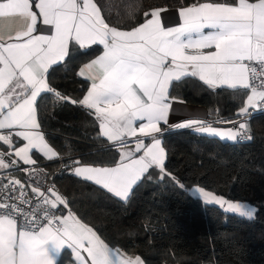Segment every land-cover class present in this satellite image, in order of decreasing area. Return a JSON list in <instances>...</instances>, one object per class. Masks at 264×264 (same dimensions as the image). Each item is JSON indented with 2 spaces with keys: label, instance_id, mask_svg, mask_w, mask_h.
Returning a JSON list of instances; mask_svg holds the SVG:
<instances>
[{
  "label": "snow or ice",
  "instance_id": "1",
  "mask_svg": "<svg viewBox=\"0 0 264 264\" xmlns=\"http://www.w3.org/2000/svg\"><path fill=\"white\" fill-rule=\"evenodd\" d=\"M165 11L151 9L143 23L125 31L107 22L96 0H0V144L9 149L0 151V170L19 169L23 162L31 180L37 165L33 152L48 160L59 157L41 130L38 104L43 94L87 109L99 122V135L123 149L115 166L75 160L66 167L125 201L151 168L160 171L161 179L176 181L166 170L160 138L175 99L170 97L173 81L198 77L212 89H250L238 117L264 105V0H194L176 9L179 23L171 27L162 23ZM96 45L102 53L77 73L90 81L81 99L51 87L46 77L52 66L65 61L74 47ZM250 65L261 67L259 76ZM217 123L231 127L200 119L172 127L233 142L250 138L245 123ZM127 137L134 138V148L128 147ZM19 141L26 143L16 147ZM27 187L19 179L0 176V264H57L64 249L71 250L75 264H144L139 256L110 247L69 208L55 186ZM17 189L19 195H11ZM193 191L225 212L249 220L255 216L250 205L203 187ZM61 205L67 215L54 214Z\"/></svg>",
  "mask_w": 264,
  "mask_h": 264
},
{
  "label": "trees",
  "instance_id": "2",
  "mask_svg": "<svg viewBox=\"0 0 264 264\" xmlns=\"http://www.w3.org/2000/svg\"><path fill=\"white\" fill-rule=\"evenodd\" d=\"M193 2L96 0L107 22L119 28L135 27L151 9ZM100 51L99 45L88 50L74 47L65 61L50 68L48 83L81 99L87 81L77 75L78 69ZM170 96L204 106L216 121H231L244 106L247 90L212 89L197 77H187L172 83ZM38 118L48 142L68 165L75 160L96 166L118 162L119 148L99 135V122L87 109L43 94ZM247 129L250 138L235 142L184 128L164 131L165 167L179 184L167 176L161 179L160 171L151 168L126 201L70 172L64 171L55 183L69 208L109 246L139 256L144 264H264V112L249 120ZM34 158L36 166L47 170L59 166L58 158L44 160L36 153ZM192 185L254 204V218L203 203L189 193ZM68 259L69 252L63 250L57 264Z\"/></svg>",
  "mask_w": 264,
  "mask_h": 264
},
{
  "label": "crops",
  "instance_id": "3",
  "mask_svg": "<svg viewBox=\"0 0 264 264\" xmlns=\"http://www.w3.org/2000/svg\"><path fill=\"white\" fill-rule=\"evenodd\" d=\"M162 8H166V7H162ZM179 7H175V8H166L167 11L163 12L161 14V20H162V23L165 25V26H175L179 23V16H178V13L176 11V9H178ZM34 11H37V9H33ZM143 23V21L141 22ZM38 24L42 25V18L39 19L38 21ZM137 26V25H136ZM135 26V27H136ZM121 30H130L131 28H120ZM37 34H41V33H37ZM46 34V33H45ZM103 51V48L101 46V51L96 55H100ZM95 56V57H96ZM95 57H93L92 59H94ZM90 59V60H92ZM89 60V61H90ZM87 61V62H89ZM87 62L83 63L78 71L80 70V68L86 64ZM78 73V72H77ZM80 77V76H79ZM82 78V77H80ZM198 78V77H197ZM47 79V78H46ZM84 79V78H82ZM199 79V78H198ZM85 80V79H84ZM87 81V80H86ZM175 82V81H173ZM172 82V83H173ZM89 83L90 81H87V87L83 93V95L86 93L87 91V88L89 86ZM172 85V84H171ZM171 85H170V88H171ZM247 90V95L250 94V89H246ZM82 95V97H83ZM171 98H175L174 99V102L172 104V107H171V111L169 113V117H168V123L167 124H161V127L164 131H167V130H172V129H176L175 127H172L178 123H181V122H184V121H187V120H190V119H200V120H205V121H209V122H212L213 123V126L214 127H218V128H228V127H231L230 124H222V123H217V121L215 119H212L210 118V114H209V111L207 108H205L204 106H201V105H194V104H190V103H187L185 102L184 100L180 99V98H177V97H172L170 96ZM247 125V123H245ZM136 127L139 126V123L137 122ZM42 130V129H41ZM163 131V132H164ZM192 131V130H191ZM42 132L44 133L45 135V132L44 130H42ZM195 132V131H193ZM196 133V132H195ZM199 134V133H198ZM137 135H139V133H137ZM46 138V136H45ZM105 138V137H104ZM162 139V137H160ZM219 138V137H218ZM107 140V138H105ZM47 140V138H46ZM127 140L129 141L128 143V147L129 148H134L135 147V141H134V138L132 137H127ZM238 140V139H237ZM48 141V140H47ZM107 142L109 144H112L109 140H107ZM23 143H26L25 141H19L17 144H16V147H22L23 146ZM145 143H151V140L150 139H145ZM50 144V143H49ZM51 145V144H50ZM113 145V144H112ZM52 146V145H51ZM116 146V145H115ZM163 146V144H162ZM53 147V146H52ZM164 147V146H163ZM54 148V147H53ZM55 149V148H54ZM9 149L6 147V146H3L2 144H0V151H3V152H7ZM56 150V149H55ZM123 149H120L119 148V151L121 153ZM57 151V150H56ZM58 152V151H57ZM166 152V150H165ZM59 153V152H58ZM34 154L35 152L32 153L33 155V159L34 158ZM39 157H41L42 159L44 160H48L46 158L43 157V155L39 154V153H36ZM139 155H143V153H139ZM60 156V154H59ZM166 156H167V153H166ZM37 161V159H35ZM120 160V158H119ZM118 160V161H119ZM166 160V159H165ZM38 162V161H37ZM116 164V163H115ZM114 165H111V166H115ZM109 166V167H111ZM26 167L25 165H23V162H21L20 164V168H24ZM6 171L4 170H0V173H5ZM70 173L72 174V169L70 170ZM74 175V174H73ZM76 176V175H75ZM67 209L63 208V207H60V210L58 211V215H67ZM112 247V246H110ZM113 248H118L121 250V252L125 253L127 256H130V257H136L137 255H134V254H131V253H128V252H125L124 250H122L121 248L119 247H113ZM64 250H67L69 252V255H70V259H68L64 264H75V259L73 257V254L71 252V250H68V249H64ZM81 255H83L85 258H87V253L86 252H81ZM142 260V259H141ZM143 261V260H142Z\"/></svg>",
  "mask_w": 264,
  "mask_h": 264
},
{
  "label": "built area",
  "instance_id": "4",
  "mask_svg": "<svg viewBox=\"0 0 264 264\" xmlns=\"http://www.w3.org/2000/svg\"><path fill=\"white\" fill-rule=\"evenodd\" d=\"M255 66L256 69V75L259 76L262 69L259 65H250ZM257 86L259 85V81L254 82ZM264 112V105L259 106L256 109H249V115H246L245 117H238L236 116L234 119L231 121H236L238 120L240 123H247L249 120H251L256 114ZM236 127L238 128L239 125L237 124ZM246 136H250V131L247 129ZM238 140H241L238 138ZM245 140V139H244ZM58 162L59 166L55 169L52 170H47L42 166H36V172L35 176L29 179L28 175L23 171L24 168H13L11 170L6 171L5 173H0V176L7 177L8 179H19L22 184H25L26 187L27 185L31 184L32 186H39L41 187L42 190H46L48 187L55 186V189L60 193L58 190L55 179L59 177L64 171L65 172H70V168L66 167L68 163H65L62 161L60 156L58 157ZM3 182H7L6 180ZM27 193L30 195L31 194V187H27ZM61 194V193H60ZM11 195L18 196L19 195V189H17L16 192L11 193ZM64 198H66L63 194H61ZM67 200V198H66ZM27 207V206H26ZM72 210V209H71ZM73 211V210H72ZM74 212V211H73ZM58 211H54L55 215H58ZM75 213V212H74Z\"/></svg>",
  "mask_w": 264,
  "mask_h": 264
},
{
  "label": "rangeland",
  "instance_id": "5",
  "mask_svg": "<svg viewBox=\"0 0 264 264\" xmlns=\"http://www.w3.org/2000/svg\"><path fill=\"white\" fill-rule=\"evenodd\" d=\"M197 187H201L200 185H192L190 188H189V193L192 195V196H194V197H197L198 198V196H197V194L193 191V189L194 188H197ZM206 191H210V190H207V189H205ZM216 194V193H215ZM218 195V194H217ZM203 203H205L201 198H199ZM225 199H227V200H230V201H233V202H238V203H242V204H245V205H250V206H252L253 208H255L256 209V206L254 205V204H252V203H250V202H247V201H241V200H234V199H229V198H226L225 197ZM206 204V203H205ZM211 205H215V204H211ZM215 206H218V207H220L219 205H215ZM221 208V207H220ZM222 209V208H221ZM223 210V209H222ZM223 212H225L224 210H223ZM225 213H227V214H235V215H237V216H239L238 214H236V213H231V212H225Z\"/></svg>",
  "mask_w": 264,
  "mask_h": 264
}]
</instances>
